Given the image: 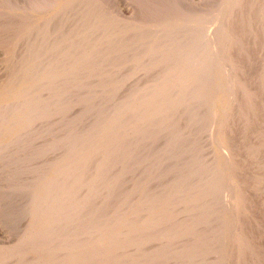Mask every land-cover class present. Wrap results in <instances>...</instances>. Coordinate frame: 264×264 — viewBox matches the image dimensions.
Returning a JSON list of instances; mask_svg holds the SVG:
<instances>
[{
  "label": "rangeland",
  "instance_id": "374dc122",
  "mask_svg": "<svg viewBox=\"0 0 264 264\" xmlns=\"http://www.w3.org/2000/svg\"><path fill=\"white\" fill-rule=\"evenodd\" d=\"M229 2L0 0V264H264V100L259 136L209 66Z\"/></svg>",
  "mask_w": 264,
  "mask_h": 264
},
{
  "label": "bare ground",
  "instance_id": "6f19581e",
  "mask_svg": "<svg viewBox=\"0 0 264 264\" xmlns=\"http://www.w3.org/2000/svg\"><path fill=\"white\" fill-rule=\"evenodd\" d=\"M229 7L226 9L227 11L223 13L225 14L224 17L222 15V20H225V25H221L219 26L215 32H214V38L215 40L217 41L216 43V52L214 51L213 52V55H214V58L212 60V66H210L211 68V72L213 71L214 73V78L216 79V81H218L220 79V76H221V73H222V63L225 62L228 66H232V67H235L236 70H234L237 74H235L234 76L236 77L235 81H236V85H239L237 87H240L243 86L242 88V92L243 94L245 93L246 97V106H247V111L244 110V109H241V112L244 110L247 114H249V112L252 113V117L250 119V122H249V127H251V130L253 132H255L253 129L256 125V122H257V119L256 117L259 116L258 112L259 109H258V112L255 110V108L253 107H256V104L255 102L259 103L260 100H264L263 97H264V0H230L229 2ZM221 9V8H220ZM218 12V11H217ZM222 11H220L221 13ZM54 13V12H53ZM53 15V14H52ZM216 16V15H215ZM221 16V15H220ZM220 19V18H219ZM218 19V20H219ZM82 23V22H81ZM209 31V30H208ZM226 32V34H228L227 36L223 37L221 36L222 32ZM126 32V31H125ZM210 32V31H209ZM224 39V43L223 44H220V40H223ZM213 38V37H212ZM188 40V39H187ZM204 40V39H203ZM219 40V42H218ZM218 43L220 45H218ZM215 48V47H214ZM206 59V58H205ZM224 63V64H225ZM225 64V65H226ZM202 65V64H201ZM224 69V68H223ZM226 69V67H225ZM229 69V68H228ZM207 70V69H206ZM209 70V69H208ZM171 71V70H170ZM233 71V72H234ZM226 75V74H225ZM233 75V74H232ZM226 78V77H225ZM231 79V76L229 77L228 80ZM207 80V79H206ZM233 80H234V77H233ZM168 81V80H167ZM215 81V80H214ZM206 82V81H205ZM231 82V81H230ZM241 82V83H240ZM210 83V82H209ZM229 84V83H228ZM206 87V86H205ZM198 88V87H197ZM230 89V88H229ZM232 89V88H231ZM203 90V89H202ZM228 91V90H227ZM202 92V91H201ZM224 92V91H223ZM240 95L242 93H239ZM242 94V95H243ZM228 95V94H227ZM236 97V96H234ZM233 97V98H234ZM244 97V96H243ZM238 98V97H237ZM237 98H234V99H237ZM225 99V98H224ZM226 101V99H225ZM233 101V100H232ZM237 101V100H235ZM231 102V101H229ZM262 102V101H261ZM264 102V101H263ZM228 104V103H227ZM226 102H225V105H227ZM234 104V103H233ZM224 105V107H225ZM255 105V106H254ZM231 106V105H230ZM245 106V107H246ZM263 106V105H262ZM261 106V107H262ZM220 108L218 109H223V105L219 106ZM228 107V106H227ZM258 107H260V105H258ZM257 107V108H258ZM241 108V107H238V109ZM256 108V109H257ZM263 108V107H262ZM261 108V111L264 110ZM226 109V107H225ZM223 109V110H225ZM231 109V108H230ZM254 109V110H253ZM223 110L221 111V113H223ZM229 109L227 110L226 109V114H225V124L224 122L221 123V124H224L223 125V129L225 130V134L227 135V133H230V131L232 132V129H235V125L233 124V122L237 123V121H231V119H236L235 118H232L230 114V112L228 113ZM236 111V110H235ZM234 111V113H235ZM238 111V110H237ZM252 111H255V112H252ZM220 112V111H219ZM225 113V112H224ZM246 113L242 112L240 114V119L244 116L245 118L242 119V120H245L246 118H249V117H246ZM250 113V115H251ZM262 113V112H261ZM258 114V115H257ZM221 115V114H220ZM238 115L237 114V120L239 121V118H238ZM249 115V116H250ZM261 115V114H260ZM229 116V117H228ZM235 116V114H234ZM233 116V117H234ZM231 118V119H229ZM259 118V117H258ZM223 120V119H222ZM261 121V120H260ZM231 122V123H230ZM238 123H242L241 120L240 122ZM260 123V122H259ZM262 124H264L263 122V119H262ZM261 124V125H262ZM232 125H234L235 127H232ZM248 125V123H247ZM192 126V125H191ZM243 126V125H242ZM246 126V125H245ZM219 127V126H218ZM259 127V125H258ZM263 127V126H262ZM261 127V128H262ZM212 128V127H211ZM241 129V128H240ZM239 130V129H238ZM245 130V129H243ZM262 131V130H261ZM249 132V131H248ZM252 132V133H253ZM245 133V131L243 132ZM250 133V132H249ZM256 133V132H255ZM260 133V132H259ZM259 133L257 135H259ZM218 134V133H217ZM220 134V133H219ZM255 134V136H256ZM250 135V134H248ZM246 136V134H245ZM251 136H253L251 134ZM250 136V137H251ZM260 136V135H259ZM264 136V134H263ZM262 135L258 138H264ZM233 137V136H232ZM244 137V135H243ZM249 137V138H250ZM254 137V136H253ZM220 138V137H219ZM231 138V137H230ZM240 138V137H239ZM248 138V136H247ZM252 138V137H251ZM257 138V137H256ZM257 138V139H258ZM217 139V138H216ZM228 141V139H226ZM244 140H245V137H244ZM253 140V139H252ZM255 140V139H254ZM262 141V139H260ZM260 140H259V143H260ZM221 141V140H219ZM234 141V140H233ZM241 141V140H240ZM243 141V140H242ZM248 142L251 141V140H247ZM246 141V142H247ZM217 142V141H216ZM252 142V141H251ZM254 142V141H253ZM264 142V140L262 141V143ZM241 143V142H240ZM261 143V144H262ZM223 144V143H222ZM232 144V143H231ZM230 144V145H231ZM244 144V143H243ZM247 144V143H246ZM250 144V143H249ZM252 144V143H251ZM257 144V143H256ZM261 144H257V145H261ZM229 145V144H228ZM233 145V144H232ZM248 145V144H247ZM263 145V144H262ZM225 146V145H223ZM251 146V149H255L253 148V146H255V144H252L250 145ZM264 146V145H263ZM231 147V146H230ZM244 147V146H243ZM248 147V146H246ZM256 147V146H255ZM261 146H259L260 148ZM225 148V147H224ZM228 148V146H227ZM241 148V147H240ZM245 148V147H244ZM258 148V149H259ZM243 149V148H242ZM257 149V150H258ZM262 149V148H260ZM233 150V148H232ZM256 150V149H255ZM241 151H244V150H241ZM249 151V150H248ZM246 151V152H248ZM213 152V151H212ZM251 152V150H250ZM253 154H254V151H252ZM249 153V152H248ZM257 153H259V151L256 152L255 155H257ZM261 153V152H260ZM240 154H242L240 152ZM246 155L247 156V153H243V155ZM231 155V154H230ZM229 155V156H230ZM249 155V154H248ZM251 155V154H250ZM249 155V157H250ZM244 157V156H243ZM242 157V158H243ZM260 157V156H259ZM245 157L242 159L244 160ZM255 159V158H254ZM257 160V159H256ZM231 161V160H230ZM245 161V160H244ZM247 161H248V158H247ZM252 161V160H251ZM236 162V161H235ZM246 163V161H245ZM252 163V162H251ZM257 163V162H255ZM240 168H242L243 166V162H240V160L238 161V163H236ZM253 164V163H252ZM249 165V164H248ZM262 165V164H261ZM233 166V165H232ZM245 166V165H244ZM247 167V166H246ZM252 167V166H250ZM217 169V168H216ZM244 169V168H243ZM248 169H251V168H248ZM261 169V168H260ZM259 169V170H260ZM240 170V169H239ZM247 170V169H246ZM254 170V169H253ZM238 171V170H237ZM244 171V170H243ZM235 172V171H234ZM249 172V171H248ZM241 173V172H240ZM247 173V172H246ZM251 173V172H249ZM254 173V172H253ZM256 174V173H255ZM254 174V175H255ZM248 175V174H247ZM252 175V174H250ZM253 175V177H254ZM262 175V174H261ZM241 177V176H240ZM264 177V176H263ZM245 178V177H244ZM248 178V176L246 177ZM250 177L247 179L249 180ZM256 179V178H255ZM244 180V179H243ZM264 181V180H263ZM235 182V181H234ZM246 182V181H245ZM250 182V181H248ZM253 182V181H252ZM240 183V182H239ZM232 185V184H231ZM241 185V184H240ZM243 186V184H242ZM247 186V185H246ZM237 188V187H236ZM239 188V187H238ZM233 189V188H231ZM253 189V187H252ZM244 190V189H242ZM240 191V190H239ZM250 191V190H249ZM246 192V190H245ZM257 192V191H256ZM234 193V192H233ZM242 193V192H241ZM244 193V192H243ZM245 194V193H244ZM243 194V195H244ZM247 195V194H246ZM232 196V195H231ZM254 196V195H252ZM229 197V196H228ZM240 197V196H239ZM244 197V196H243ZM242 197V198H243ZM241 198V197H240ZM255 199V198H254ZM261 200V199H260ZM240 202V201H239ZM264 203V202H263ZM253 204V203H252ZM258 204V203H257ZM260 204V203H259ZM258 204V205H259ZM247 205V204H246ZM262 205V204H261ZM260 207V206H259ZM242 208V207H241ZM258 209V208H257ZM255 212V211H254ZM253 218V217H252ZM249 219V218H248ZM248 221V220H247ZM260 223V222H259ZM258 223V224H259ZM263 223V222H262ZM250 224V223H249ZM261 226V225H260ZM252 227V226H251ZM244 229L245 226H244ZM254 231V230H253ZM247 235V234H246ZM245 236H242V237H246ZM247 238V237H246ZM245 239V238H244ZM232 242V241H231ZM105 245V243H104ZM242 246H245L243 244H241ZM236 246V245H235ZM220 247V246H219ZM234 247V246H233ZM253 256V255H252ZM264 256V255H263ZM258 258V257H257ZM262 258V257H261ZM259 260V258H258ZM258 260H255V261H258ZM261 260V259H260ZM259 260V261H260ZM254 261V263H256ZM263 261V259H262ZM239 262V261H238ZM248 262V261H247ZM247 262L245 261H240L239 263H235V264H248ZM261 262V261H260ZM259 262V263H260ZM264 262V261H263ZM251 263V262H250ZM257 263V264H259Z\"/></svg>",
  "mask_w": 264,
  "mask_h": 264
}]
</instances>
